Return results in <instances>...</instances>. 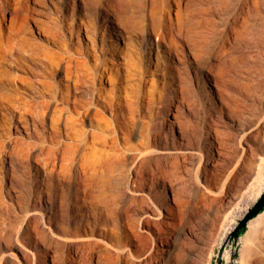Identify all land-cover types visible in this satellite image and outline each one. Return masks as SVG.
I'll list each match as a JSON object with an SVG mask.
<instances>
[{
    "label": "rangeland",
    "instance_id": "1",
    "mask_svg": "<svg viewBox=\"0 0 264 264\" xmlns=\"http://www.w3.org/2000/svg\"><path fill=\"white\" fill-rule=\"evenodd\" d=\"M54 1L62 6L63 12L56 11L53 6L54 2L51 0L31 1L29 6L32 9L30 8L28 11L19 0H0V45L4 44L0 46V78H3L5 84L0 90V95L5 96L2 93H5L6 96L7 94L8 96L9 94L14 95L17 91L18 95H23L26 100L30 99L28 95H31L32 92L27 90L24 81L20 82L18 77L29 75V71L20 68L24 62H28L34 67V61L25 58L28 54L26 51H30L32 46L35 52H42L40 56L43 57L37 58H41L53 69L55 84L60 86L65 93L70 96L74 95L76 98L89 95L97 97L99 87H103L102 89L110 95L117 94L114 79L112 81L105 78L101 82L99 80V71L111 68L112 74L119 78L122 89L127 87V92L135 88L138 90L135 93L132 92L134 95L129 94L134 101L131 98L123 97L121 107L116 109L119 120L133 123L134 128L129 142L137 145L144 139V136H139L140 133L150 130L154 134L158 130L159 133H162L161 140L159 139L157 145L160 150H165V145H163L165 143L170 150H177L178 144H180L181 148L191 149V152L172 151L173 153H170L172 157L164 159L166 162L163 161V169L166 174L164 179L163 177L155 178L158 179V183L155 180L147 179L142 188L136 182L130 186L128 192L125 190L119 199L112 201L107 207H100L102 210L100 212L90 199L81 200L76 195V166L74 163L69 164V168L66 167V171L64 170L68 175H66L67 182L63 184L64 189H60L55 179H50L46 185L43 164L47 158V149H45L47 145L40 137L38 121H35L36 132L33 131V119L31 115L24 113L21 101L10 102L11 109L9 110L6 108L9 107L6 99L3 100L0 96V181H2L0 183V264H13L12 262L14 264H40L42 261L44 264H213L220 246V238L227 225L233 221L236 211L244 203L242 198L244 195L251 198L257 192L258 184H252V178L256 172H260L261 177H264V69L259 67L260 60L264 61V36L263 34L257 36V32L260 33V30L264 29V1L257 5L250 2V8L242 9V0H154L153 8L159 15L170 13V16L174 17L175 8L182 9L183 33L181 35L183 36L176 37V39L179 38L177 42L181 44H178L179 49L175 53L173 51L167 53L162 48L163 46L158 44V37L154 34H151L150 37L147 36L144 40L138 38L137 41L133 39L135 36L126 38L121 35V37L116 30L110 27L108 22H105L101 17H96L76 0L74 2L71 0ZM66 1L70 3L67 9H65ZM138 1L145 3L142 6L144 12L151 8L147 0ZM196 1L200 3L197 4ZM166 6L168 9L170 8V12L165 10ZM137 8L140 7L137 6ZM186 12H188V16L185 15ZM199 17L202 18V21L198 19L201 21V27L199 23H197L198 25L195 23ZM192 20H194L193 23ZM203 20L205 21L203 22ZM85 21L91 22L90 26L84 27ZM72 23L73 28L71 29ZM210 25H213L211 27L214 28L213 30ZM232 25L233 27H231ZM234 26H239L244 31H239V27L233 29ZM89 29L91 30L89 31ZM208 30L209 32H207ZM232 30L236 32L233 33ZM238 31L239 33H237ZM198 32L200 35H203L204 32L202 39H199ZM187 33L189 39L185 40ZM226 33L230 36H227ZM234 35L236 38L233 39ZM192 36L197 42L190 41ZM17 38L29 42V48L22 51L23 55L20 56V59L14 57L16 52L6 44L7 39L12 43ZM151 40L152 47L149 51L148 42ZM191 42H196V45L194 46L195 43ZM224 43L226 46L230 44L226 47ZM101 46H103V50H100ZM180 51L181 53L183 51V54ZM196 56H200V58ZM68 58L73 60L72 63ZM207 58L208 60H206ZM129 59L131 60L129 61ZM17 61L19 66H16L18 65ZM130 63L132 64L130 65ZM125 64L127 67L129 66L128 69L124 66ZM209 64L214 71L218 68V64H222L216 74L218 77L224 78V81L214 82L216 75L209 72V84L204 85L207 89H211L212 97L209 96L208 90L206 91L202 84L204 82L203 74L208 73ZM86 65L87 68L89 67L88 70ZM155 65H159L158 70ZM164 68L168 69V75L172 77L171 85L174 91L171 93V105H167L169 97L162 90L163 79L159 73ZM97 70L96 74L94 71ZM177 70L180 71V74ZM128 71H131L129 73H132V76ZM139 76H141L140 79ZM235 76L236 78H234ZM250 76H253V79ZM152 78L154 81L150 80ZM151 81L157 82L154 92L149 89L153 85ZM182 83L188 86L185 84L183 86ZM137 84L140 85L139 88L136 87ZM147 90L149 91L147 92ZM129 95L127 96L129 97ZM185 96L189 99H186ZM223 97L238 107L235 114L239 116L241 123L233 114L234 111H231L221 101ZM208 98L213 99L210 101ZM42 100L43 98L38 94L37 102L33 107H39V110L44 109ZM176 104L182 114L181 123L173 121L172 125H168L164 122L169 119L173 120L170 112L176 111L174 109ZM52 105L53 103H50V107ZM193 105L197 108H193ZM221 105L223 106L222 115L216 119L218 121L216 127L222 131L224 137L219 134L213 138V133L205 135L209 137V141L212 139V143L208 144L210 143L208 141L206 144L208 151L201 152L198 150L196 139L199 137L197 135L205 134L203 132L204 115L207 108ZM21 114L26 116V123L20 121ZM106 115L110 116L111 112H106ZM239 124H242L241 128L249 135V141L240 139L243 132ZM25 128L30 132L29 134H32L27 135ZM232 136L233 138H231ZM25 143L32 145L28 147V144L25 145ZM195 150L198 152L195 153ZM163 153L162 151L158 154L163 155ZM137 156V151H129L124 154L122 160L125 180L133 173L135 174L136 169L132 164ZM174 163L176 166L173 165ZM171 167L173 172L170 170ZM145 175L149 176V174ZM169 180L171 185L174 183L172 187ZM50 203L53 204L56 213L48 222L42 219V215L47 214ZM108 213L110 214L108 215ZM190 229L197 232L198 240L182 249L178 248L180 242H185L186 233ZM27 251L31 254L29 255ZM59 256L62 258L60 259ZM229 259L230 247L227 246L225 264H230ZM238 264H264V210L255 217L252 223L248 224L246 230L241 234Z\"/></svg>",
    "mask_w": 264,
    "mask_h": 264
},
{
    "label": "bare ground",
    "instance_id": "2",
    "mask_svg": "<svg viewBox=\"0 0 264 264\" xmlns=\"http://www.w3.org/2000/svg\"><path fill=\"white\" fill-rule=\"evenodd\" d=\"M39 2L42 0H19L20 3H22L23 5L26 6V11H28V9H30L31 7L29 6L30 2ZM52 2H54V8L56 9V11L59 12H63V8L62 6L58 5L54 0H51ZM72 2H74L75 0H71ZM79 4H81L85 9H89L91 13L95 14L96 17H101L104 19L105 22H108L110 24V27L113 30H116L118 35H123L126 38H132L135 41L137 40H141V39H146L147 36L150 37L151 34H154L158 37V44H160L161 46H163L162 48L164 50H166L167 53H171L172 51L175 53L176 51H178L179 49V45L181 44L180 42L178 43L177 40L179 38L176 39V37L178 35H181L182 32V23L183 21L182 19V15H181V10H179L180 7H178V9L175 8L176 12L174 17L170 16V11L169 9H165L168 10L167 12L169 14H163V15H159L155 12L154 8H153V4H154V0H147L148 3H150L151 8H149L148 10H146V12H144L142 10V6L145 4L141 1L138 0H76ZM146 1V0H145ZM204 1V0H203ZM202 1V2H203ZM207 1V0H206ZM222 1V0H221ZM264 0H242V9L243 8H250V2L251 3H255L256 5L263 2ZM197 4L198 1H196ZM216 2V1H215ZM42 3V2H41ZM206 3V2H205ZM204 3V4H205ZM211 3V2H209ZM39 4V3H38ZM48 4V3H47ZM69 2L66 1L65 2V9H67V7L69 6ZM195 4V3H194ZM208 4V3H206ZM205 4V5H206ZM219 4V3H218ZM241 4V3H240ZM254 4V5H255ZM211 5V4H210ZM263 5V4H261ZM140 7V8H137ZM33 7V6H32ZM81 7V6H80ZM148 7V6H147ZM70 8V7H69ZM78 8V7H77ZM208 8V7H207ZM205 8V9H207ZM263 8V7H262ZM32 9V8H31ZM186 9V8H184ZM189 9V8H188ZM204 9V10H205ZM211 9V8H210ZM240 9V8H239ZM252 9V8H251ZM250 9V10H251ZM49 10V9H48ZM99 10V11H98ZM202 10V9H200ZM199 10V12H200ZM214 10V8H213ZM261 10V9H260ZM53 11V10H52ZM80 11V10H79ZM187 11V10H185ZM203 11V10H202ZM246 11V10H243ZM248 11V10H247ZM259 12V11H258ZM51 13V12H50ZM166 13V12H165ZM188 12L185 13V15H187ZM201 13V12H200ZM199 13V14H200ZM247 13V12H246ZM55 14V13H54ZM60 14V13H59ZM72 14V13H71ZM190 14V13H189ZM249 14V13H248ZM68 15V14H67ZM73 15V14H72ZM203 15V14H200ZM242 16V14H240ZM81 16V15H80ZM188 16V15H187ZM213 16V15H212ZM211 16V18H212ZM246 16V15H244ZM243 16V18L245 19V17ZM69 17V16H68ZM88 17V16H87ZM91 17V16H90ZM210 17V16H207ZM72 18V17H71ZM70 18V20H72ZM203 18H206L203 16ZM239 18V17H236ZM187 19V18H185ZM201 20L200 17L197 18L196 20V24L202 21H198ZM215 20V19H213ZM55 21V19H54ZM82 21V20H81ZM187 21V20H186ZM205 20H203L204 22ZM207 21V20H206ZM212 21V20H210ZM216 21V20H215ZM234 21V20H233ZM238 21V20H237ZM242 22V20H240ZM86 22V21H85ZM194 22V20H192V23ZM209 22V21H208ZM220 22V21H219ZM57 23V22H56ZM91 22H86L84 25V27H88L90 26ZM185 23V22H184ZM240 23V22H239ZM242 24V23H241ZM188 25V24H187ZM186 25V26H187ZM198 25V24H197ZM215 25V24H213ZM213 25H210V28L213 27ZM185 26V25H184ZM207 26V25H206ZM243 26V25H242ZM245 26V25H244ZM243 26V27H244ZM71 29L73 28V23L71 24ZM189 27V26H188ZM201 27V25H200ZM216 27V26H214ZM233 27V25L231 26ZM230 27V28H231ZM237 28L239 26H236ZM234 26L233 29L236 28ZM242 27V28H243ZM186 28V27H185ZM247 28V27H245ZM244 28V29H245ZM56 29V28H55ZM59 29V28H58ZM87 29V28H85ZM189 29V28H187ZM208 29V28H207ZM205 29V30H207ZM212 30L214 28H211ZM210 29V30H211ZM91 29H89L90 31ZM185 30V29H184ZM183 30V31H184ZM228 30V29H227ZM239 31L242 30L240 27L238 29ZM253 30V29H252ZM69 31V30H68ZM71 31V30H70ZM86 31V30H85ZM107 31V30H106ZM189 31V30H188ZM193 31V30H192ZM234 31V30H232ZM239 31L237 33H239ZM244 31V30H242ZM56 32V31H55ZM54 32V33H55ZM187 32V30H186ZM209 32V30L207 31ZM236 31H234L233 33H235ZM94 33V32H93ZM199 33V39H202L201 37H203V35H200ZM56 34V33H55ZM190 34H192L190 32ZM194 34V33H193ZM225 34V33H224ZM223 34V35H224ZM227 36L228 33H226ZM231 34V33H230ZM264 36V29L260 30V33L257 32V36L262 35ZM59 35V34H58ZM187 35H189L188 33L186 34V39L187 40ZM256 35V32H255ZM51 36V35H50ZM57 37V35H55ZM60 36V35H59ZM209 36V35H208ZM225 36V35H224ZM233 36V35H232ZM235 36V35H234ZM20 37V36H19ZM26 37V36H25ZM122 37V36H121ZM155 37V36H154ZM193 37V36H192ZM190 37L192 40L190 41H196L195 37ZM206 37V36H205ZM223 37V36H222ZM55 38V37H54ZM59 38V37H57ZM56 38V39H57ZM139 38V39H138ZM185 38V36H184ZM228 38V37H227ZM236 38L233 37V39ZM259 38V37H258ZM102 39V38H101ZM117 39V38H116ZM189 39V38H188ZM232 39V38H231ZM230 40V39H228ZM5 41V40H4ZM101 41V40H100ZM204 41V40H203ZM223 41V40H222ZM232 41V40H231ZM7 46L13 50L14 52H16V55L14 56L15 58H19L20 56L23 55L22 51H26L28 47L29 42L24 39L21 38H17L16 40H14V42H10L8 39L6 41ZM50 42V41H49ZM189 42V41H188ZM187 42V43H188ZM197 42V41H196ZM196 42H191V43H195L194 46L196 45ZM220 42V41H219ZM230 42V41H229ZM233 42V41H232ZM3 43V42H2ZM64 43V42H62ZM156 43V41H155ZM190 43V42H189ZM188 43V44H189ZM226 43V41H225ZM224 43V45H225ZM261 43V42H260ZM112 44V43H111ZM128 44V43H126ZM134 44V43H133ZM223 44V43H222ZM230 44V43H229ZM227 44V46L229 45ZM257 44V43H256ZM2 45V44H1ZM0 45V46H1ZM4 45V44H3ZM2 45V46H3ZM41 45V44H40ZM56 45V44H55ZM145 45V44H144ZM149 45V51H151V47H152V40L148 42ZM198 45V44H197ZM207 45V44H206ZM205 45V47H206ZM223 45V46H224ZM6 46V45H5ZM6 46V47H7ZM128 46V45H127ZM138 46V45H137ZM140 46V45H139ZM200 46V45H199ZM226 46V45H225ZM224 46V48H225ZM226 46V47H227ZM261 46V45H260ZM259 46V47H260ZM7 47V48H8ZM67 47V46H66ZM119 47V46H118ZM144 47V46H143ZM202 47V46H200ZM5 48V47H4ZM33 48V46H32ZM29 49L30 51H26V53L28 52V54L25 56L26 59L33 60L34 61V67L33 65H29L28 62H24L23 64H21L20 68H25L27 71H29V75L26 74V76H19L18 79L20 82H23L26 84V88L28 91L32 92L31 95H28L30 99L26 100V98L23 95H18L19 93H17V91H15V94L6 96L0 95L1 98L6 99L7 104L9 105V107L5 106L7 109H11V103L10 102H14L15 100L17 101H21V103L24 106V113L26 115H31L32 119H33V131L35 130V121H38L39 125H40V137L43 139V141L46 143L47 145V158H45L46 160H44V168H43V172L45 175V183L46 185H48V182L50 179H55L57 185L60 187V189H64L63 188V184L67 182V174H65L64 170L66 171V167L69 166V164L74 163V165L76 166V195L78 196L79 199L84 200V199H90L93 203L96 204V207L98 208V210L100 211V207H107V205H110L111 202L116 201L117 199H119L125 192V190L127 191L128 189H130V186H133L136 182L139 183L140 188H142L147 179L150 180H155L158 183V179L155 178H160L163 177V179L165 178L166 174H165V170L163 169V161H165L164 159L168 158V157H172L170 153H173L172 151H177V150H181L182 152H191V149H187V148H181V145L178 144L179 147H177V150H170V148L168 147L167 144L163 143L164 149L165 150H160L157 145L159 143V139L161 140V136L162 133H159L157 130V133L155 132L154 134H152V132H150V130H148L146 133H140L139 136H144V139H142L137 145H133L132 143L129 142V137L131 135V132L134 128L133 123L132 122H122L121 120H119L117 117V113H116V109H119L122 105V101H123V97L124 98H131V100L134 101V99H132L133 97H130V93L132 94V92H137V88L135 89H130L131 91H126L127 87H123L122 89V85L120 83L119 78L116 75L112 74L111 68H104L102 71H99L100 73H98L97 71H94L96 74L98 73V75L100 76V82L103 79H114V85L116 88V93L114 95H110L107 91H104L102 88L103 87H99L98 91H97V97L94 95H89L87 97L81 96L76 98L74 95H69L67 93H65L62 88H60V86L56 85L53 78L54 75L52 74L53 69L51 67H49L43 60H41L40 53L42 52H35V49ZM97 48V47H96ZM197 48V46H196ZM222 48V47H221ZM223 48V49H224ZM233 48V47H232ZM262 48V47H261ZM1 49V48H0ZM3 49V48H2ZM61 49V48H60ZM193 49V48H192ZM231 49V48H230ZM255 49V48H254ZM259 49V48H258ZM5 50V49H4ZM9 50V49H8ZM39 50V49H38ZM94 50V49H93ZM92 50V51H93ZM103 50V46H101V49ZM181 50V49H180ZM204 50V49H203ZM228 50V49H227ZM263 50V49H262ZM117 51V50H116ZM146 51V50H145ZM148 51V52H149ZM171 51V52H170ZM190 51V50H189ZM201 51V50H200ZM199 51V52H200ZM218 51V50H217ZM216 51V52H217ZM224 51V50H222ZM126 52V51H125ZM198 52V50H197ZM196 52V53H197ZM262 52V51H261ZM25 53V54H26ZM113 53V52H112ZM134 53H136L134 51ZM181 53V51H180ZM179 53V54H180ZM202 53V52H201ZM45 54V53H43ZM76 54V53H75ZM139 54V53H138ZM183 54V51L182 53ZM200 54V53H199ZM203 54H205L203 52ZM202 54V55H203ZM229 54V53H228ZM259 54V53H258ZM257 54V56H258ZM89 55V54H88ZM178 55V54H176ZM193 55V54H192ZM227 55V53H226ZM245 55V54H244ZM247 55V54H246ZM256 56V54H254ZM41 57V58H37V57ZM125 56V55H123ZM127 56V55H126ZM132 56V55H131ZM135 56V55H134ZM155 56V55H154ZM169 56V54H168ZM181 56V55H180ZM195 56V55H194ZM225 56V55H224ZM171 57V56H170ZM179 57V55H178ZM197 57V56H196ZM229 57V56H228ZM227 57V58H228ZM248 57V56H247ZM36 58V60H35ZM60 58V56H59ZM76 58V57H75ZM79 58V57H78ZM97 58V57H96ZM128 58V57H127ZM181 58V57H180ZM178 58V59H180ZM195 58V57H194ZM197 58H200L197 57ZM257 58V57H256ZM70 60V58H68ZM72 59V58H71ZM74 59V58H73ZM216 59V58H215ZM17 60V59H16ZM79 60V59H78ZM117 60V59H116ZM120 60V59H119ZM126 60V58H125ZM124 60V61H125ZM131 59H129L130 61ZM205 60V59H203ZM208 60V58L206 59ZM20 61V60H19ZM52 61V60H51ZM71 61V60H70ZM73 61V60H72ZM71 61V63H72ZM109 61V60H108ZM128 61V60H127ZM126 61V62H127ZM136 61V60H134ZM187 61V60H186ZM62 62V61H61ZM105 62V61H104ZM133 62V60H132ZM164 62V61H163ZM183 62V61H182ZM203 62V61H202ZM214 62V61H213ZM212 62V63H213ZM253 62V61H252ZM255 62V61H254ZM69 63V62H68ZM125 63V62H124ZM16 66H19V63L17 61ZM77 64V62H76ZM132 63H130L131 65ZM136 64V62H135ZM182 64V63H181ZM215 64V63H214ZM213 64V65H214ZM217 64V63H216ZM253 64V63H252ZM251 64V65H252ZM257 64V63H255ZM53 65V64H52ZM78 65V64H77ZM76 65V66H77ZM137 65V64H136ZM142 65V64H141ZM211 64L208 65V73L203 74V81L202 84L205 87V90H208L209 96L212 97L213 92L211 91L210 88H206V84L208 83V80H210L209 77V72L211 71L212 75H216L215 77V81L214 82H221L224 81V78L222 77H218V75L216 74L218 71L217 69H219V65L218 64V68L214 71L211 66ZM254 65V64H253ZM36 66V67H35ZM126 66V64L124 65ZM158 66L159 65H155V68L158 70ZM174 66V65H173ZM179 66V65H178ZM182 66V65H181ZM206 66V65H205ZM215 66V65H214ZM217 66V65H216ZM65 67V66H64ZM84 67V66H83ZM86 69L87 65L85 66ZM111 67V66H110ZM113 67V66H112ZM129 67V66H128ZM128 67L126 66V69H128ZM133 67V66H131ZM141 67V66H140ZM149 67V66H148ZM222 67V66H221ZM225 67V66H224ZM227 67V66H226ZM253 67V66H252ZM259 67L261 69H264V61L260 60L259 63ZM78 68V67H77ZM134 68V67H133ZM145 68V67H144ZM181 68V67H180ZM216 68V67H215ZM138 69V67H137ZM254 69V68H253ZM260 69V70H261ZM24 70V69H23ZM81 70V69H80ZM122 70V69H121ZM179 70V69H178ZM177 70V71H178ZM184 70V69H183ZM196 70V69H195ZM220 70H222V68H220ZM219 70V71H220ZM252 70V69H251ZM258 70V69H257ZM67 71V70H66ZM185 71V70H184ZM217 71V72H216ZM84 72V71H83ZM131 71H128V73ZM154 72V71H153ZM180 74V71H178ZM258 72V71H257ZM127 73V74H128ZM140 73V72H139ZM221 73V71H220ZM261 73V72H259ZM130 74V73H129ZM132 74V73H131ZM130 74V75H131ZM162 76L163 79V87L162 90L165 91L167 93V97H169V100L167 102V105H171V101H172V96L171 93L172 91H174L172 85H171V81H172V77L170 75H168V69H162L159 73ZM178 74V73H177ZM219 74V73H218ZM223 74V73H222ZM88 75V74H87ZM183 75V74H182ZM254 75V74H253ZM84 76V75H82ZM132 76V75H131ZM151 76V75H150ZM222 76V75H221ZM229 76V75H228ZM249 76V75H248ZM122 77V76H121ZM141 76H139L140 79ZM152 77V76H151ZM178 77V76H177ZM187 77V76H185ZM251 77V76H250ZM253 77V76H252ZM251 77V78H252ZM259 77V76H258ZM261 77V76H260ZM80 78V77H79ZM91 78V77H90ZM149 78V77H148ZM154 78V77H153ZM152 79V81H154ZM181 78L183 79V77L181 76ZM180 78V79H181ZM233 78V77H232ZM236 78V76L234 77ZM257 78V77H256ZM14 79V78H13ZM82 79V77L80 78ZM155 79V78H154ZM199 79V78H198ZM253 79V78H252ZM261 79V78H259ZM263 79V78H262ZM193 80V79H192ZM197 80V79H196ZM264 80V79H263ZM262 80V81H263ZM5 81V80H4ZM7 81V80H6ZM78 81V80H76ZM80 82L82 80H79ZM109 81V80H108ZM113 81V80H112ZM153 83L152 88L149 87V89H151L154 92V87L157 86V82L155 81L152 82ZM235 81V80H234ZM251 81V80H250ZM257 81V80H256ZM255 81V82H256ZM86 82V81H85ZM126 82V81H125ZM187 82V81H186ZM195 82V81H193ZM79 83V82H78ZM83 83V82H82ZM107 83V82H106ZM124 83V82H123ZM130 83V82H129ZM146 83V82H145ZM179 83V82H178ZM181 83V82H180ZM230 83V82H229ZM250 83V82H249ZM183 84V83H182ZM185 84V83H184ZM183 84V86H184ZM189 84V83H187ZM206 86H205V85ZM211 84V83H210ZM251 84V83H250ZM79 85V84H77ZM84 85V84H83ZM259 85V84H258ZM5 84L3 82V78H0V90L2 87H4ZM103 86V85H102ZM131 86V85H130ZM139 84H137L136 87L139 88ZM178 86V85H177ZM185 86H188L185 84ZM225 86V85H224ZM246 86V85H245ZM252 86V85H251ZM181 87V86H180ZM244 87V86H242ZM80 88V87H79ZM77 88V89H79ZM84 88V87H83ZM187 88V87H186ZM222 88V87H221ZM68 89V88H67ZM182 89V88H181ZM239 89V88H238ZM246 89V88H245ZM13 90V89H12ZM15 90V89H14ZM179 90V89H178ZM223 90V89H222ZM226 90V89H225ZM247 90V89H246ZM86 91V90H85ZM90 91V90H89ZM111 91V90H110ZM109 91V92H110ZM149 90H147L148 92ZM151 91V93H152ZM185 91V90H184ZM218 91V90H217ZM1 92V91H0ZM14 92V91H13ZM124 92V94H123ZM178 92V91H177ZM186 92V91H185ZM111 93V92H110ZM150 93V94H151ZM40 95V97L43 98V100L41 101V103L43 104L42 106L44 107V109H40L39 107L35 108L33 107L35 105L36 101V96ZM126 94V95H125ZM153 94V93H152ZM253 94V93H251ZM76 95V94H75ZM124 95V96H123ZM129 95V97L127 96ZM134 95V94H132ZM149 95V93H148ZM181 95V94H180ZM186 95V94H185ZM228 95V94H227ZM152 97V95H150ZM154 96V95H153ZM183 96V95H182ZM147 97V94H146ZM186 97V96H185ZM194 97V95H193ZM38 98V97H37ZM154 98V97H153ZM164 98V97H163ZM224 98V97H223ZM221 99L222 102L225 103L226 106L229 107V109H231V111H234V115L236 118H238L239 123H241L240 118L238 115L235 114V111L238 109V107H235L234 104L232 105V102L229 103V101H226V98ZM242 98V97H241ZM151 99V98H149ZM148 99V100H149ZM181 99V98H180ZM186 99H189L186 97ZM210 101H212L213 98H208ZM237 99V98H236ZM239 99V98H238ZM246 99V98H245ZM1 100V99H0ZM130 100V101H131ZM159 100V99H158ZM164 100V99H163ZM191 100V99H190ZM189 100V101H190ZM232 100V99H231ZM234 100V99H233ZM240 100V99H239ZM129 101V99H128ZM131 101V102H133ZM151 101V100H150ZM178 101V100H177ZM154 102V101H153ZM188 102V101H187ZM192 102V101H190ZM198 102V101H197ZM235 102V101H234ZM239 102V101H237ZM50 103H53V105L50 107ZM125 103V102H124ZM123 103V104H124ZM140 103V102H139ZM174 103V102H173ZM4 104V103H3ZM129 105V103H127ZM150 105V104H149ZM155 105V104H154ZM166 105V106H167ZM189 105V104H188ZM201 105V104H200ZM218 105V104H217ZM243 105V104H242ZM130 106V105H129ZM137 106V105H136ZM141 106V105H140ZM160 106V105H159ZM178 105L176 104L174 106V109H176V111H171L170 114L172 116V119H169V121H166L164 123H167L168 125H172L173 121H177L178 123H181V119L180 117L182 116V114L180 113V111L178 110ZM239 106V105H238ZM249 106V105H248ZM253 106V105H252ZM188 107V106H187ZM190 107V106H189ZM196 107L193 105V108ZM222 105L219 107H215V106H211V108H207V111L204 115V121H203V132L205 133L204 135H197L199 136L196 140L198 143V150H200L201 152L203 150L208 151V146H206V144L209 141V137H206L208 134L213 133V138L219 136V134H221L223 136V134L221 133L222 131H219L216 127V124L218 123V121H216V119L220 118L222 115ZM250 107V106H249ZM248 107V108H249ZM5 108V109H6ZM35 108V109H34ZM147 108V107H146ZM161 108V107H160ZM191 108V107H190ZM197 108V107H196ZM241 108V107H240ZM2 109V108H1ZM164 109V108H163ZM188 109V108H187ZM244 109V107H243ZM131 110V108H130ZM155 110V109H154ZM157 110V109H156ZM182 110V109H181ZM110 111L111 115H106V112ZM136 111V110H135ZM197 111V110H196ZM239 111V110H238ZM259 111V110H258ZM6 112V111H5ZM10 113H12V111H9ZM119 112V111H118ZM128 112V111H127ZM137 112V111H136ZM155 112V111H154ZM130 113V112H129ZM151 113V112H150ZM120 114V113H119ZM131 114V113H130ZM133 114V113H132ZM123 115V114H122ZM135 115V114H134ZM198 115V114H197ZM251 115V114H250ZM253 115V114H252ZM22 116V114H21ZM151 116V115H150ZM154 116V115H153ZM187 116V115H186ZM238 116V117H237ZM133 117V116H132ZM155 117V116H154ZM163 117V116H162ZM226 117V116H225ZM130 118V117H129ZM186 118V117H185ZM202 118V117H201ZM243 118V117H242ZM135 119V118H134ZM147 119V118H146ZM164 119V118H163ZM132 120V118H131ZM157 120V119H156ZM20 121H23L24 123L27 122L26 120V116H22L20 118ZM137 122V121H136ZM153 122V121H152ZM192 123V122H191ZM146 124V123H145ZM144 124V125H145ZM156 124V123H155ZM160 124V123H159ZM192 124H196V123H192ZM179 125V124H178ZM191 125V124H190ZM225 125V124H224ZM240 125V124H239ZM242 125V124H241ZM241 125L239 126L241 128ZM149 126V125H148ZM176 126V125H175ZM181 126V125H180ZM193 127V125H191ZM172 127V126H171ZM179 127V126H178ZM197 127V126H196ZM194 127V128H196ZM175 128V127H174ZM225 128V127H224ZM166 129V127H165ZM182 129V128H181ZM180 129V130H181ZM188 129V127H187ZM221 129V128H220ZM242 129V134L243 136H241L240 139H242V141H249V135L245 132V130L243 128ZM249 129V128H248ZM223 130V129H222ZM228 130V129H227ZM36 131V130H35ZM186 131V130H185ZM192 131V130H191ZM226 131V130H225ZM25 132L27 135H31L29 134L30 132H28L27 128H25ZM37 132V131H36ZM189 132V130H188ZM194 132V131H193ZM192 132V133H193ZM22 133V132H21ZM236 133V132H235ZM164 134V133H163ZM188 134V133H186ZM198 134V133H197ZM231 134V132H230ZM195 135V134H194ZM206 135V136H205ZM220 135V136H221ZM225 135V134H224ZM154 136V137H152ZM201 136V137H200ZM226 136V135H225ZM231 136V135H229ZM224 137V136H223ZM228 137V136H226ZM153 138V139H152ZM190 138V137H189ZM233 138V136L231 137ZM223 139V138H222ZM226 140V139H225ZM166 141V139H165ZM219 141V140H218ZM223 141V140H222ZM240 141V140H239ZM211 144L212 143V139L209 141ZM221 142V141H220ZM225 142V141H224ZM228 142V141H227ZM230 142V141H229ZM228 142V143H229ZM226 143V144H228ZM240 143H242L240 141ZM6 144V143H4ZM3 144V145H4ZM28 144V147L30 145H32L30 143H25V145ZM24 145V146H25ZM240 145V144H239ZM251 145V144H250ZM26 147V146H25ZM206 147V148H205ZM181 148V149H180ZM205 148V149H204ZM225 148V147H224ZM184 149V150H183ZM217 150V149H216ZM12 151V150H10ZM129 151H137L138 156L137 158L134 160L132 166L135 167L134 169H136L135 174L133 173L132 176H129L128 179L125 180V174H124V163H123V157L124 154L126 152ZM164 152L163 155H159V152ZM45 152V151H44ZM195 153L198 151H194ZM193 152V153H194ZM37 153V152H36ZM192 153V154H193ZM15 155V154H14ZM36 155V154H35ZM46 155V154H44ZM222 155V154H221ZM184 156V155H183ZM182 156V158H183ZM211 156V155H210ZM251 156V155H249ZM219 157V156H218ZM181 158V159H182ZM185 158V156H184ZM183 158V159H184ZM192 158V156H191ZM194 158V157H193ZM19 159V158H18ZM205 159V158H204ZM14 160V159H13ZM247 160V159H246ZM250 160V159H249ZM12 161V160H11ZM170 161V160H169ZM213 161V160H212ZM223 161V160H222ZM13 162V161H12ZM166 162V161H165ZM176 162V161H175ZM215 162V161H214ZM249 162V161H248ZM198 163V162H196ZM21 164V162H20ZM170 164V162H169ZM230 164V163H229ZM12 165V164H11ZM14 165V164H13ZM42 165V166H43ZM174 166L175 163L173 164ZM178 165V164H177ZM205 165V164H204ZM26 166V165H25ZM165 167V166H164ZM170 167V166H169ZM181 167V166H180ZM205 167V166H204ZM225 167V166H224ZM24 168V167H23ZM26 168V167H25ZM69 168V167H68ZM75 168V167H74ZM178 168V167H177ZM182 168V167H181ZM180 168V169H181ZM196 168V167H195ZM144 169V172H142V170ZM169 169V168H168ZM204 169V168H203ZM28 170V169H26ZM71 170V169H70ZM75 170V169H74ZM172 170V167L171 169ZM207 170V169H206ZM40 171V170H39ZM133 171V170H132ZM180 171V170H178ZM70 172V171H68ZM168 172V171H167ZM173 172V170H172ZM73 173V172H72ZM131 173V172H129ZM169 173V172H168ZM177 173V172H176ZM204 173V172H203ZM145 174H149V176L147 177ZM170 174V173H169ZM67 175V176H66ZM71 175V173H70ZM72 176V175H71ZM72 180V178H70ZM167 179V178H166ZM37 180V179H36ZM149 180V181H150ZM53 181V180H52ZM154 181V182H155ZM2 181H0L1 183ZM39 183V182H38ZM169 183L171 185V182L169 180ZM252 184L253 183H257L258 184V189L257 192L254 196H252L251 198H248V196L244 195V203L242 204V206L240 207V209L238 211H236L234 217H233V221L230 222L226 229L225 232L223 234V236L220 238L219 244L221 245L224 240L227 238L228 234L230 233V231L234 228V226L236 225V221H238L237 219L241 218L243 216V214L246 212V210L248 209L249 206H251L255 200L258 198L259 194L264 190V177H261V173L260 172H256L255 176L252 178ZM174 183H172L171 187L173 186ZM251 184V185H252ZM149 185V184H148ZM147 186V185H146ZM175 186V185H174ZM250 186V185H249ZM29 187V186H28ZM47 188H49L47 186ZM133 189V188H132ZM151 189V188H150ZM251 189V188H250ZM141 190V189H140ZM157 190V189H156ZM9 191V190H8ZM41 191V190H40ZM51 191V190H50ZM143 191V190H142ZM146 191V190H145ZM249 191V190H248ZM63 192V191H61ZM128 192V191H127ZM131 192V191H130ZM141 192V191H140ZM139 192V193H140ZM250 192V191H249ZM135 193V192H134ZM138 193V194H139ZM63 194V193H62ZM141 194V193H140ZM51 195V194H49ZM56 196V195H55ZM63 196V195H62ZM65 196V195H64ZM174 196V195H173ZM50 197V196H49ZM147 197V195H146ZM174 198V197H173ZM43 199V198H42ZM61 199V198H60ZM65 199V198H64ZM77 199V197H76ZM241 199V200H242ZM55 200V199H54ZM144 200V199H142ZM67 201V200H66ZM65 201V202H66ZM119 202V201H118ZM67 203V202H66ZM74 203V202H73ZM76 203V202H75ZM161 203V202H160ZM61 204V203H60ZM113 204V203H112ZM64 205V204H63ZM80 205V204H79ZM165 205V204H164ZM115 206V205H113ZM47 207V206H46ZM112 207V206H110ZM71 208V207H70ZM75 208V207H74ZM109 208V207H108ZM63 209V208H62ZM110 209V208H109ZM57 210V209H56ZM83 210V209H82ZM112 210V209H111ZM36 211V210H35ZM88 211V210H87ZM102 211V210H101ZM100 211V212H101ZM107 211V210H106ZM170 211V210H169ZM61 212V211H60ZM63 212V211H62ZM112 212V211H111ZM110 212V213H111ZM56 211L53 207V204L50 203L49 205V211L47 212L46 215H42V219L45 221H50V219H52V217L55 215ZM78 213V212H77ZM96 213V212H95ZM108 213V215L110 214ZM77 215V214H76ZM113 215V214H111ZM94 217V216H93ZM60 218V217H59ZM63 218V217H62ZM102 218V217H101ZM115 218V217H114ZM40 219V218H39ZM117 219V218H116ZM41 220V219H40ZM113 221H115L114 219H112ZM255 220L252 219L249 221V224L252 223ZM38 221V220H37ZM105 221V220H104ZM43 222V221H42ZM64 222V221H63ZM69 222V221H68ZM78 222V221H77ZM56 223V222H54ZM101 223V222H100ZM45 224V223H44ZM106 224V223H105ZM114 224V223H113ZM68 225V223H67ZM111 226V225H110ZM26 227V226H25ZM58 227V226H57ZM61 227V226H60ZM108 228V227H106ZM116 228V227H115ZM113 229V228H111ZM168 229V228H167ZM164 230V229H163ZM13 232V231H12ZM21 232V231H20ZM11 235H13L12 233H10ZM169 234V233H168ZM10 235V236H11ZM61 235V234H60ZM8 236V235H7ZM57 236V235H56ZM9 237V236H8ZM13 237V236H12ZM63 237V236H62ZM160 237V236H159ZM57 238V237H56ZM59 238V237H58ZM86 238V237H85ZM198 234L197 232H195V230H191L189 232L186 233L185 236V242H180L178 244V248L182 249L184 246L194 243L198 240ZM12 239V238H11ZM161 239V238H160ZM8 240V239H7ZM10 240V239H9ZM8 240V241H9ZM60 240V238H59ZM64 240V239H63ZM86 240V239H85ZM162 240V239H161ZM165 240V239H164ZM62 241V240H61ZM162 242V241H161ZM164 242V241H163ZM113 243V242H112ZM118 243V241H117ZM114 244V243H113ZM167 244V242H166ZM171 244V243H170ZM118 245V244H117ZM193 245V244H192ZM190 247V246H189ZM116 249V248H115ZM174 249V248H173ZM119 250V249H118ZM122 251V250H121ZM29 253V255L31 254L29 251H27ZM118 252V251H117ZM184 253V252H183ZM33 254V253H32ZM185 254V253H184ZM34 255V254H33ZM179 255V254H178ZM181 255V254H180ZM7 256V255H6ZM27 256V255H24ZM177 256V255H176ZM28 258V257H26ZM35 258V257H34ZM60 258V256H59ZM58 258V259H59ZM62 258V257H61ZM60 258V259H61ZM175 258V257H174ZM178 258V257H177ZM186 258V257H184ZM31 259V258H30ZM37 259V257H36ZM57 259V260H58ZM1 260V259H0ZM38 260V259H37ZM12 262V261H11ZM10 262V263H11ZM33 262H35L33 260ZM62 262V261H60ZM14 264V262H12ZM32 263V262H31ZM54 263V262H53ZM56 263V262H55ZM34 264V263H33ZM40 264H44V262L42 261V263L40 262ZM57 264V263H56ZM61 264V263H59Z\"/></svg>",
    "mask_w": 264,
    "mask_h": 264
},
{
    "label": "water",
    "instance_id": "3",
    "mask_svg": "<svg viewBox=\"0 0 264 264\" xmlns=\"http://www.w3.org/2000/svg\"><path fill=\"white\" fill-rule=\"evenodd\" d=\"M264 210V190L259 194L255 202L248 207L241 218L238 219L234 228L230 231L227 238L219 246L213 264H225V253L227 246L230 247V264H238L240 237L242 230L246 229L249 221L254 219Z\"/></svg>",
    "mask_w": 264,
    "mask_h": 264
},
{
    "label": "trees",
    "instance_id": "4",
    "mask_svg": "<svg viewBox=\"0 0 264 264\" xmlns=\"http://www.w3.org/2000/svg\"><path fill=\"white\" fill-rule=\"evenodd\" d=\"M246 229L242 230V233L245 231Z\"/></svg>",
    "mask_w": 264,
    "mask_h": 264
}]
</instances>
